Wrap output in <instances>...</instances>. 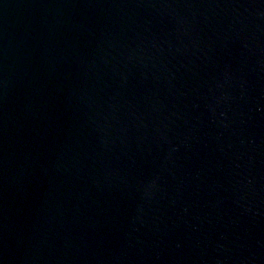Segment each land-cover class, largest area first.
<instances>
[{
	"label": "water",
	"instance_id": "obj_1",
	"mask_svg": "<svg viewBox=\"0 0 264 264\" xmlns=\"http://www.w3.org/2000/svg\"><path fill=\"white\" fill-rule=\"evenodd\" d=\"M264 42V0H0V264H167Z\"/></svg>",
	"mask_w": 264,
	"mask_h": 264
}]
</instances>
